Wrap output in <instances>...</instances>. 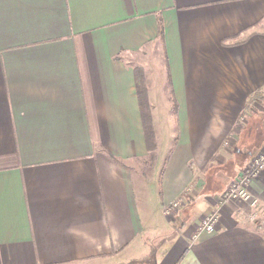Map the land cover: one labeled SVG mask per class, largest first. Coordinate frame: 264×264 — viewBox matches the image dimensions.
I'll list each match as a JSON object with an SVG mask.
<instances>
[{
    "label": "crops",
    "instance_id": "crops-1",
    "mask_svg": "<svg viewBox=\"0 0 264 264\" xmlns=\"http://www.w3.org/2000/svg\"><path fill=\"white\" fill-rule=\"evenodd\" d=\"M263 145L264 0H0V264H264Z\"/></svg>",
    "mask_w": 264,
    "mask_h": 264
},
{
    "label": "built area",
    "instance_id": "built-area-1",
    "mask_svg": "<svg viewBox=\"0 0 264 264\" xmlns=\"http://www.w3.org/2000/svg\"><path fill=\"white\" fill-rule=\"evenodd\" d=\"M264 172V145L251 158L248 164L241 169L227 185L226 189L220 194L219 201L224 204L231 200L246 201L251 207L257 206V199L249 191L250 184ZM181 206V200H176L163 207V213L171 216L172 212ZM218 223V213L216 211L204 216L199 223L196 232L193 234L195 239L199 232H214Z\"/></svg>",
    "mask_w": 264,
    "mask_h": 264
},
{
    "label": "trees",
    "instance_id": "trees-1",
    "mask_svg": "<svg viewBox=\"0 0 264 264\" xmlns=\"http://www.w3.org/2000/svg\"><path fill=\"white\" fill-rule=\"evenodd\" d=\"M162 35H163V27H162V24L159 23L158 24V36L162 38ZM135 84H136V90H137L138 99H139L140 114H141V119H142V128H143L146 147L148 151V162L151 164L154 162V158H155L154 156V151L156 149L155 134H154L153 126H152V116H151V111L149 109V104L147 101L144 80L142 77V73L137 70L135 72ZM172 103H173L172 109L175 114L176 106H175V100L173 99V96H172Z\"/></svg>",
    "mask_w": 264,
    "mask_h": 264
},
{
    "label": "rangeland",
    "instance_id": "rangeland-1",
    "mask_svg": "<svg viewBox=\"0 0 264 264\" xmlns=\"http://www.w3.org/2000/svg\"><path fill=\"white\" fill-rule=\"evenodd\" d=\"M167 112H168V111H167ZM163 116H164V115H163ZM172 122H173V120H172ZM174 130H175V129H173V128L171 129L172 132H173Z\"/></svg>",
    "mask_w": 264,
    "mask_h": 264
}]
</instances>
